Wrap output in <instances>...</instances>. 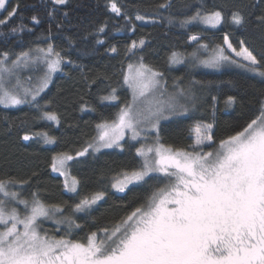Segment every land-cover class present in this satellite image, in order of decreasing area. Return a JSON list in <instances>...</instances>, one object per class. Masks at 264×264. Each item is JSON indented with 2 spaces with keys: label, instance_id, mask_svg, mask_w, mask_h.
<instances>
[{
  "label": "snow or ice",
  "instance_id": "6c2138e0",
  "mask_svg": "<svg viewBox=\"0 0 264 264\" xmlns=\"http://www.w3.org/2000/svg\"><path fill=\"white\" fill-rule=\"evenodd\" d=\"M55 5H64L68 0H52ZM172 0L157 5L159 9H170ZM112 13L122 14L117 0H109ZM19 5L12 0H0V25H5L17 14ZM259 8L257 14L255 9ZM131 21V17L126 16ZM31 19L39 23L36 16ZM135 20L144 22V15H136ZM246 28L254 25L264 39V0H234L226 2L219 9L203 6L194 15L179 20L181 27L192 22L216 28L224 22ZM170 24L176 18L169 16ZM155 23V21H153ZM106 25L98 28L103 32ZM17 31L15 27L11 29ZM197 41V36H192ZM98 43H103L98 40ZM145 40H139L143 47ZM138 47L133 41L128 51ZM207 49L208 45H201ZM116 52L115 47L110 48ZM48 71L36 89H24L20 95L3 88L0 84V104L13 107L36 101L40 91L48 86L51 74L60 70L64 58L51 44L47 49H38ZM195 55V54H193ZM0 59V73L9 72L5 67L8 53ZM54 57V58H53ZM37 56L35 59H40ZM28 52L20 53L12 64L27 63ZM171 64L183 62L179 53L169 57ZM205 67L219 68L223 64L236 65L264 77V49L259 52L244 39L236 46L228 34L223 43L217 45L212 54L200 61ZM163 73L143 63V57L136 65L128 64L123 81L132 92V101L120 108L118 117L111 124H98L100 133L95 144L88 148L121 147L125 130L136 140L144 129L155 130L157 135L153 145H142L136 149L143 158L142 164L124 172L112 187L124 192L128 185L143 183L153 187L146 203L115 222L111 228L100 227L90 231L83 240L67 238L74 229L84 225L77 223L72 215L57 220L66 223L65 235H49L43 228L42 219H49L58 206H45L38 193L33 192L31 200L21 198V194L11 191L10 186L23 185L27 180L17 181L11 177L0 179V264H264V89L260 90L258 115L245 126L235 130L216 146L214 124L198 123L193 129L194 143L185 149H174L160 143L161 120L184 115L187 108L180 104L184 94L169 95L161 90ZM116 89L102 97L103 100H117ZM157 93L159 94L157 96ZM31 96V100L27 97ZM215 100V97H213ZM235 96H228L225 104L236 103ZM33 106L39 108L38 103ZM215 111V110H214ZM42 119L56 121L54 112L44 111ZM45 143L55 142L47 133H37ZM28 141L32 136L27 132L21 137ZM88 148L77 152L84 156ZM208 149V150H205ZM74 157L60 153L53 157L52 170L62 171ZM33 175H36L33 173ZM154 182V183H153ZM77 181L65 186L75 191ZM162 185V186H161ZM106 193L97 192L91 198H83L74 205V212H87ZM23 204L24 212L12 206Z\"/></svg>",
  "mask_w": 264,
  "mask_h": 264
},
{
  "label": "trees",
  "instance_id": "16d2710c",
  "mask_svg": "<svg viewBox=\"0 0 264 264\" xmlns=\"http://www.w3.org/2000/svg\"><path fill=\"white\" fill-rule=\"evenodd\" d=\"M164 2L117 0L122 14L116 15L110 10L109 0H68L64 5H55L52 0H12L19 8L14 17L0 25V59L8 53V62L22 52L46 48L49 44L64 58L60 70L52 74L48 86L33 102L39 108L33 103L7 108L0 104V179L27 180L29 183L12 185V191L28 200L36 192L45 206L62 209L53 219H42L49 235L57 238L65 235L67 224L56 221L72 215L84 227L74 229L67 238L83 240L90 231L111 228L136 207L144 205L154 190L143 183H134L124 192L112 187L124 172L138 168L143 162L136 152L138 143L129 138L120 142L121 147L76 156L93 142L97 125L114 121L120 108L130 102L131 95L123 81L128 64L139 63L143 57V63L163 73L167 91L180 87L187 94L182 100L187 112L160 122V143L166 147L190 151L193 128L198 123L214 124L218 146L220 139L258 115L264 77L236 65L208 68L200 61L223 43L225 34L234 46L244 39L259 52L264 49L260 30L254 25L237 27L227 20L216 28L199 22L184 27L179 24V20L194 15L201 6L219 9L234 0H172L170 9L157 10V5ZM255 11L258 14L260 9ZM138 14L152 22L139 23L135 20ZM4 16L6 13H0V18ZM169 16L175 17L176 22L170 24ZM102 25L106 27L99 32ZM13 27L17 31L13 32ZM194 35L198 40L190 42ZM140 39L145 40L143 47L139 46ZM133 41L138 47L128 51ZM205 44L207 49L201 47ZM112 47L117 51L111 52ZM173 52L181 55L182 63L169 62ZM112 88L116 89L118 99L103 100ZM230 95L237 100L227 106L225 101ZM44 111L54 112L59 123L42 119ZM26 132L32 139H21ZM37 133H47L55 142L45 143ZM60 153L74 157L68 162V171L77 181L75 193H68L62 177L52 170L53 157ZM97 192L106 195L87 212H74L76 203ZM12 206L19 209L15 204Z\"/></svg>",
  "mask_w": 264,
  "mask_h": 264
},
{
  "label": "rangeland",
  "instance_id": "374dc122",
  "mask_svg": "<svg viewBox=\"0 0 264 264\" xmlns=\"http://www.w3.org/2000/svg\"><path fill=\"white\" fill-rule=\"evenodd\" d=\"M138 22L139 23H143V24H148V23H150L152 21L149 20V19H145L144 22H141V21H138ZM190 42H193V40L191 38H190ZM38 49H45L46 50L47 47L46 48H36V49L30 50L28 52L30 59L28 60L27 63L21 62L18 65L14 66L12 64V61L16 60L17 56L15 58H10V60L8 62H5V67L9 68L10 71L9 72L0 73V84H2L3 88H6L7 90H9L11 92H16V93H19L20 95H23L24 94V89H28V88L36 89L40 85V83L42 82V80H43V78L45 76V73L48 71V69H47L46 62L43 59V53L38 52ZM211 54H212V50L202 60L207 59ZM37 56H40L41 58L40 59H35ZM131 64L136 65L138 63L136 62V63H131ZM126 72H127V68H126ZM52 74H54V73H52ZM52 74H51V77H52ZM254 74H256V73H254ZM125 85L129 89V92H130V95H131L130 96L131 97L130 98V102H131L132 101L131 89L128 87L127 84H125ZM160 87H161V90L166 89L165 98H167V96H169V95L179 94L180 91H181L180 87H177L176 89L173 88V89L167 91V88H165V85L163 84V81H162ZM158 95L159 94L157 93V96ZM186 95H185V92H184L183 96L180 99V104L183 105V106H184V103L182 102V100L185 99ZM27 99L30 100L31 96L29 95L27 97ZM112 122H108V123L111 124ZM99 133H100V129H97L96 137H95V139L93 140V142L91 144H95L97 142ZM155 133H156L155 130L144 129V130L141 131V135L136 140H133V141L137 142L139 147H141L142 145H153L155 143V137H156ZM125 138L131 139V132L129 130H125L124 139ZM192 139H193V143H194V132H192ZM113 147H115V146H113ZM113 147H111V148H113ZM101 149H106V148H101ZM191 150L192 149L190 148V151ZM205 150H207V149H205ZM88 151H94V150L92 148H88ZM68 162H67L65 168L62 170L64 172V174H61V172H59V171H54L55 173L59 174L62 177L63 182H64V186H65V182L66 181H67V184L69 186H71L73 178H74V177L71 176V174L68 171ZM122 178H123V176H121L119 179H122ZM130 185H132V184H130ZM130 185H128V186H130ZM75 188L77 190V183L75 185ZM12 189L13 188L10 186V190L11 191H12ZM65 189H66V191L68 193H75L76 192V190L75 191H70L69 187H66V186H65ZM113 189L115 191H117V192H120L114 187H113ZM2 198H3L2 195H0V199H2ZM13 204H15V203L13 202ZM15 205H17L19 207V210L23 214L24 210H22V206L24 208V205L23 204H15ZM54 217H55V214H54V216L52 218H49V219H53ZM41 219H43V218H41Z\"/></svg>",
  "mask_w": 264,
  "mask_h": 264
}]
</instances>
